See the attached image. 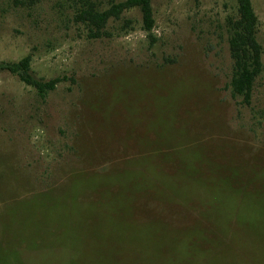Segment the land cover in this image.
I'll return each instance as SVG.
<instances>
[{
    "label": "rangeland",
    "instance_id": "374dc122",
    "mask_svg": "<svg viewBox=\"0 0 264 264\" xmlns=\"http://www.w3.org/2000/svg\"><path fill=\"white\" fill-rule=\"evenodd\" d=\"M87 1L123 0H0V66L60 78L39 96L0 67V264H264V0L249 105L229 87L236 0H151L149 32L134 7L100 37L75 21ZM143 176L175 202L145 213ZM88 216L125 236L94 247Z\"/></svg>",
    "mask_w": 264,
    "mask_h": 264
},
{
    "label": "trees",
    "instance_id": "16d2710c",
    "mask_svg": "<svg viewBox=\"0 0 264 264\" xmlns=\"http://www.w3.org/2000/svg\"><path fill=\"white\" fill-rule=\"evenodd\" d=\"M236 3V14L227 19L229 30L228 49L232 59V71L229 87L232 97H240L242 104L249 105L254 80L262 70V46L257 40L258 18L252 7L251 0H236ZM134 7L140 10L142 16V27L144 30L149 32L154 23L151 0H123L119 2H112L108 8L102 11L97 10L92 1H87L74 14V18L75 21L86 25L91 37H100L104 32L103 29L109 18L113 17L117 19L122 11ZM29 64L30 56L26 55L16 62L2 63L0 67L8 70L12 74H15L26 85L32 86L39 96H43L47 91L52 90L55 87V84L60 81V78L58 77L52 78L49 81H42L41 79L33 77L30 73ZM146 177L149 178V175H146ZM146 177L143 178L139 188L134 189L135 195L142 192L145 197L143 205V211L145 213L151 211L147 208L149 199L157 200L163 206H165V203L175 202L177 196L176 188H167L164 186L158 187V185L152 184L151 180ZM134 205L136 206V200L134 201ZM151 209L153 208L151 207ZM238 214L239 212L235 210L233 212L232 219ZM90 217L92 216H88L83 219L80 232L82 231L85 234L91 230L94 234H96L94 241L91 242L94 247L102 249L99 246H103L104 244L110 242V238H112V232L114 230L120 231L122 237L125 236L124 232L126 229H124V226L117 227L115 225L117 220L109 218L102 219L98 217V220L99 218L101 219L98 221L96 217ZM97 222H103V227L94 226ZM234 222V229L232 228L230 231L231 233H228V238L232 240L233 245V237L235 236L238 224L236 220H234ZM96 227L104 228L102 229L105 235L104 238L99 236L100 233H97ZM156 228L157 226L155 223V227L151 234L142 231L140 232L141 236L144 235L145 240L152 244V234L155 232ZM112 250H115V247H113ZM116 256L117 255H113L115 261Z\"/></svg>",
    "mask_w": 264,
    "mask_h": 264
}]
</instances>
